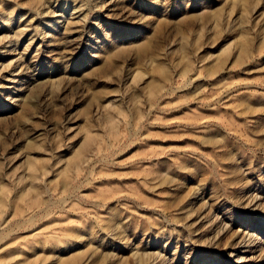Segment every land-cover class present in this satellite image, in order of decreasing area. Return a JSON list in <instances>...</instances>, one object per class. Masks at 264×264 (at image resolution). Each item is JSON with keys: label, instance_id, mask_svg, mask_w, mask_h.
<instances>
[{"label": "rangeland", "instance_id": "obj_1", "mask_svg": "<svg viewBox=\"0 0 264 264\" xmlns=\"http://www.w3.org/2000/svg\"><path fill=\"white\" fill-rule=\"evenodd\" d=\"M0 264H264V0H0Z\"/></svg>", "mask_w": 264, "mask_h": 264}]
</instances>
